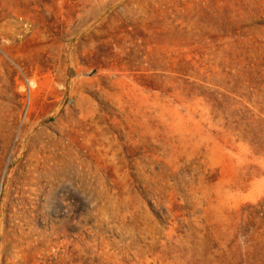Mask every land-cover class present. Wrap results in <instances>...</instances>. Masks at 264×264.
<instances>
[{
    "label": "rangeland",
    "instance_id": "374dc122",
    "mask_svg": "<svg viewBox=\"0 0 264 264\" xmlns=\"http://www.w3.org/2000/svg\"><path fill=\"white\" fill-rule=\"evenodd\" d=\"M0 264H264V0H0Z\"/></svg>",
    "mask_w": 264,
    "mask_h": 264
}]
</instances>
